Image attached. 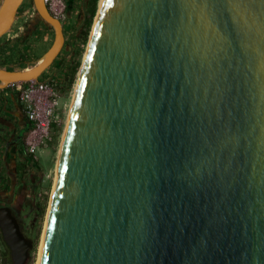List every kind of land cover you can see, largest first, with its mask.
Segmentation results:
<instances>
[{"label":"water","instance_id":"obj_1","mask_svg":"<svg viewBox=\"0 0 264 264\" xmlns=\"http://www.w3.org/2000/svg\"><path fill=\"white\" fill-rule=\"evenodd\" d=\"M21 1L1 0L0 36ZM31 2L53 41L0 89L62 48ZM91 31L39 264H264V0H102ZM0 229L26 264L10 207Z\"/></svg>","mask_w":264,"mask_h":264},{"label":"rangeland","instance_id":"obj_2","mask_svg":"<svg viewBox=\"0 0 264 264\" xmlns=\"http://www.w3.org/2000/svg\"><path fill=\"white\" fill-rule=\"evenodd\" d=\"M64 1L68 16L62 21V24L64 28L67 27V33L70 34V32L78 27L82 19V0ZM31 5L33 7L31 0L25 1L22 14L12 24L5 37V40L8 42L9 40L16 39L13 43V48L26 51V54L30 56L29 60L31 62L28 63L30 66L38 60L37 57L43 53L53 39V30L42 21L38 22L39 16L35 9L31 8ZM100 5L101 0L98 1L96 14L92 19L87 38L82 37V35H74L71 39V49L75 53L73 56L68 57V64L76 65L73 76L71 77L72 73L68 74L64 70H61L57 74L54 73L56 71L55 67L61 60L57 63L55 62L39 76L41 79L53 75L60 83L57 86L59 96L56 109L58 124L53 142L39 150L35 160L28 159L27 168L21 175L18 186L14 188L15 201L13 202V207L23 214V226L26 228L25 235L32 240L34 247H32L33 250L32 248L30 249V256L26 264H39L49 205L55 186L56 166L61 141L79 72H81L82 62L87 52L89 36L91 37L90 33H92L91 30H93L96 22ZM30 66L25 68H29Z\"/></svg>","mask_w":264,"mask_h":264},{"label":"flooded vegetation","instance_id":"obj_3","mask_svg":"<svg viewBox=\"0 0 264 264\" xmlns=\"http://www.w3.org/2000/svg\"><path fill=\"white\" fill-rule=\"evenodd\" d=\"M25 1L26 0H22L18 5L16 10V16L12 24L22 14V11L24 10ZM31 8L33 9L32 5ZM38 20H39L38 22L42 21L41 19ZM42 22L44 23V21ZM83 25H84V20H81L78 27L75 28L72 32H70V34H68L66 30L67 27L64 28L62 24L64 42L61 50L56 55L52 63L49 65L50 67L55 62L57 63L58 61L61 60L60 63L55 67L56 69V71L54 72L55 74H57L61 70L66 71L68 74L72 73L71 68L73 67V65L70 63L68 64V57L73 56L75 52L71 49L70 42L74 35L75 36L80 35L83 29ZM7 32L4 33L2 36H0V43H2L0 46V62L2 61L3 57L9 59L10 56L8 55V52L13 49V43L16 41V39L9 40V42L6 41L5 37L8 34ZM53 37H54V32H53ZM52 41L50 42L49 46L51 45ZM49 46L43 51V53L49 48ZM22 52H26V51H22ZM43 53H41L40 56ZM40 56H38L37 58H39ZM27 128H28V121L26 119L22 107L18 102L16 94L11 93V96L7 98L4 96L1 97L0 98V208L6 206L10 207L12 214L15 213L13 214L14 216L18 215V217L21 218L22 226H23V214L21 212L19 213L13 207V202L15 201L14 188L18 186L19 180L21 179V175L23 174L24 170L27 168L28 165L29 157L25 153L23 146L24 134ZM20 165L21 166L23 165V168L19 169ZM23 228L25 229L26 232V228L24 226ZM25 232L22 233L26 237ZM5 252H6V248L3 245V243L0 241V264H3V257ZM10 259L11 261H7L6 264H13L11 253H10Z\"/></svg>","mask_w":264,"mask_h":264},{"label":"built area","instance_id":"obj_4","mask_svg":"<svg viewBox=\"0 0 264 264\" xmlns=\"http://www.w3.org/2000/svg\"><path fill=\"white\" fill-rule=\"evenodd\" d=\"M44 3L49 13L60 22L67 18L64 0H44ZM59 84L52 75L10 84L30 124L23 146L31 160H35L37 152L50 145L56 136Z\"/></svg>","mask_w":264,"mask_h":264},{"label":"trees","instance_id":"obj_5","mask_svg":"<svg viewBox=\"0 0 264 264\" xmlns=\"http://www.w3.org/2000/svg\"><path fill=\"white\" fill-rule=\"evenodd\" d=\"M98 1L99 0H85V14H83V12H82V17H81L82 18L81 20H84V25H83V29H82V31L80 33V35H82V37H84V38H87V36H88V31H89V28L91 26L92 19H93V17L96 14ZM45 25H47V24H45ZM8 55L10 56L9 59H6L5 57H3L2 61L0 62V67H4V68H6L8 70H18V69H23V68H25L27 66H30V65H28V63L31 62L29 60L30 56L27 55L26 52H22L19 49L16 50V49L13 48L11 51L8 52ZM15 60H17V61H15ZM32 64H34V63H32ZM75 68H76V65H74L71 68L72 69L71 77L75 73ZM9 86L10 85H8L6 88H8ZM6 88H4V89H6ZM28 125H30L29 122H28ZM28 129H29V126L26 129V132H27ZM26 132H25V134H26ZM25 134H24V136H25ZM21 168H23V165L19 166V169H21ZM13 214H15V213H13ZM15 216H16L19 224H20L21 231L25 232V229L22 226L21 218L18 217V215H15ZM0 241L3 243V245L6 248V252L4 253V257H3V264H6L7 261H11V259H10V249L7 246V244L5 243V241L3 240L1 229H0ZM33 248H32V250H33Z\"/></svg>","mask_w":264,"mask_h":264},{"label":"crops","instance_id":"obj_6","mask_svg":"<svg viewBox=\"0 0 264 264\" xmlns=\"http://www.w3.org/2000/svg\"><path fill=\"white\" fill-rule=\"evenodd\" d=\"M11 93L16 94V97H17V93L14 91L13 87H11V86H9L6 89H0V98L3 96L7 98V97L11 96Z\"/></svg>","mask_w":264,"mask_h":264},{"label":"bare ground","instance_id":"obj_7","mask_svg":"<svg viewBox=\"0 0 264 264\" xmlns=\"http://www.w3.org/2000/svg\"><path fill=\"white\" fill-rule=\"evenodd\" d=\"M102 1V0H101ZM97 19V18H96ZM86 56V55H85Z\"/></svg>","mask_w":264,"mask_h":264}]
</instances>
